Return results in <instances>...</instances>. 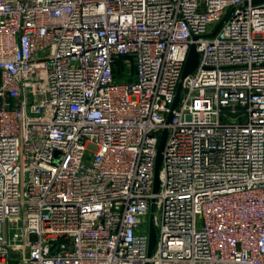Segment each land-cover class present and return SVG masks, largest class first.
<instances>
[{
  "label": "built area",
  "instance_id": "2783aa9c",
  "mask_svg": "<svg viewBox=\"0 0 264 264\" xmlns=\"http://www.w3.org/2000/svg\"><path fill=\"white\" fill-rule=\"evenodd\" d=\"M0 264H264V1L0 0Z\"/></svg>",
  "mask_w": 264,
  "mask_h": 264
},
{
  "label": "water",
  "instance_id": "95a60500",
  "mask_svg": "<svg viewBox=\"0 0 264 264\" xmlns=\"http://www.w3.org/2000/svg\"><path fill=\"white\" fill-rule=\"evenodd\" d=\"M262 1H264V0H253V2H255V3L262 2ZM221 24L222 23H220L218 25L217 29L220 27ZM195 38H197V36ZM198 63H199V52L197 50L196 44L193 43L191 46V49L189 51L186 64H185L183 77L192 73L196 69ZM181 92H182V84L180 83L178 90H177V96H176V99H175L174 104H173V108H176L179 105L180 100H181ZM226 114H228L232 117H236V116L240 115L241 112L240 111H238V112L226 111ZM171 116H172V114H170L169 120L171 119ZM166 137H167V130L165 129L163 131V134L161 136V140L159 143V151H158L157 162H156V171H155V190H157L159 187V182H160L159 181V169H160V165H161V161H162V151L164 149ZM156 242H157V231H156L154 223L151 222V226H150V247H149L150 253L153 251V249L156 245Z\"/></svg>",
  "mask_w": 264,
  "mask_h": 264
},
{
  "label": "rangeland",
  "instance_id": "374dc122",
  "mask_svg": "<svg viewBox=\"0 0 264 264\" xmlns=\"http://www.w3.org/2000/svg\"><path fill=\"white\" fill-rule=\"evenodd\" d=\"M222 118L225 121H233L234 120V119H231L230 117H228L227 115H224ZM241 118H244V116H242ZM235 120H237V119H235ZM149 222H150V217H149Z\"/></svg>",
  "mask_w": 264,
  "mask_h": 264
}]
</instances>
